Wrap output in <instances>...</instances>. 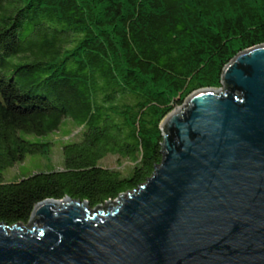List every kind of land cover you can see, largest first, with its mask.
<instances>
[{"label": "trees", "instance_id": "1", "mask_svg": "<svg viewBox=\"0 0 264 264\" xmlns=\"http://www.w3.org/2000/svg\"><path fill=\"white\" fill-rule=\"evenodd\" d=\"M263 42L264 0H0V221L28 223L46 198L95 207L138 187L162 159L161 117L221 87L225 63ZM71 120L61 167L5 180Z\"/></svg>", "mask_w": 264, "mask_h": 264}, {"label": "water", "instance_id": "2", "mask_svg": "<svg viewBox=\"0 0 264 264\" xmlns=\"http://www.w3.org/2000/svg\"><path fill=\"white\" fill-rule=\"evenodd\" d=\"M221 80L161 117L162 159L138 187L0 221V264H264V42Z\"/></svg>", "mask_w": 264, "mask_h": 264}, {"label": "rangeland", "instance_id": "3", "mask_svg": "<svg viewBox=\"0 0 264 264\" xmlns=\"http://www.w3.org/2000/svg\"><path fill=\"white\" fill-rule=\"evenodd\" d=\"M69 127L74 128V132L70 135H65L66 129L64 126L60 130L53 131L47 135V138L53 141V146L49 154L28 153L23 161L17 162L15 165L8 167L4 171L5 180H13L18 176L30 174L37 170H50L56 167H61L64 162L63 145L68 141L77 138L79 128H76L74 120L69 122ZM35 139V137H34ZM124 162V159H119L116 154H108L102 163L111 167H119ZM128 163L122 164L120 167L125 168ZM26 226V225H25Z\"/></svg>", "mask_w": 264, "mask_h": 264}]
</instances>
